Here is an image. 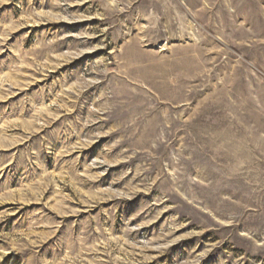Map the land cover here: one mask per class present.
<instances>
[{"label":"rangeland","instance_id":"obj_1","mask_svg":"<svg viewBox=\"0 0 264 264\" xmlns=\"http://www.w3.org/2000/svg\"><path fill=\"white\" fill-rule=\"evenodd\" d=\"M0 264H264V0H0Z\"/></svg>","mask_w":264,"mask_h":264}]
</instances>
